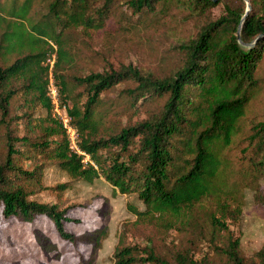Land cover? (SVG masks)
<instances>
[{"label":"trees","instance_id":"1","mask_svg":"<svg viewBox=\"0 0 264 264\" xmlns=\"http://www.w3.org/2000/svg\"><path fill=\"white\" fill-rule=\"evenodd\" d=\"M116 1H123L141 24L146 19L166 15L173 8H185L189 14L200 17L219 4H224V11L201 24L193 36L177 43L181 64L167 76H155L130 64L82 76L61 73L60 67L70 59L63 44L65 30L81 26L95 31L104 27ZM224 1L48 0L47 12L35 22L28 17L32 0H8L5 5L0 2V19L3 14L12 18L11 30L5 31L0 39L1 116L8 114L11 97L21 91L28 101L45 108L50 121L44 133L34 138L7 132L6 151L0 160L3 215H14L24 221L35 215L47 216L61 238L91 244L86 264H92L95 251L107 234L105 224L90 232H68L64 224L77 219L65 216L57 204L30 199L35 193L31 184L41 179L42 170L39 165L26 170L17 163L14 156L22 153L16 143L30 148L22 156L37 154L72 177L91 182L101 175L121 193L136 192L145 206L143 211H136L138 217L178 218L204 197L219 192L232 165L228 148L239 131L246 106L259 87L258 68L264 58V0H250L251 9L247 12L243 0H235L238 4L233 6ZM11 53L19 56L2 65V60ZM125 80L135 84L126 88L127 95L135 100L163 97L164 101L147 118L107 136H98L102 124L97 112L101 95ZM50 82L62 114L55 109ZM77 88L86 91L81 106L76 99ZM62 115L75 132L73 143ZM245 142L238 155L241 166L237 173L242 176L239 181L247 180L252 188L255 185V201L264 204V190L259 189L264 176V120L252 125ZM103 150L107 153L102 154ZM86 155L89 159L84 162ZM217 206L221 214L212 216L211 223L226 229L225 214L238 216L240 206L230 208L224 202H218ZM108 212L105 200L98 215L103 219ZM35 234L45 251L54 246L41 231L36 230ZM231 244L224 264H264V249L256 253L257 261L248 263L238 252V239ZM112 264L213 263L194 260L186 253L176 254L171 261L151 247L121 245L113 253Z\"/></svg>","mask_w":264,"mask_h":264},{"label":"rangeland","instance_id":"2","mask_svg":"<svg viewBox=\"0 0 264 264\" xmlns=\"http://www.w3.org/2000/svg\"><path fill=\"white\" fill-rule=\"evenodd\" d=\"M7 1L0 0L3 5ZM224 2L232 6L238 4L235 0ZM243 2L245 11H249L250 0ZM47 3L48 0H32L29 19L34 22L39 20L47 12ZM223 11L224 4H219L200 17L189 14L185 8H173L166 15L146 19L141 24L123 1H116L104 27L95 31L81 26L65 30L63 44L69 51L70 59L59 70L69 77L82 76L130 64L155 76H167L181 64L177 43L193 36L201 24ZM2 17L0 39L5 31L11 30L9 21H12L5 14ZM18 56V53L7 55L2 65L10 64ZM258 77L259 87L246 106L239 131L228 148L232 165L228 176L220 184V191L204 197L191 210H185L182 216L165 219L156 215L138 217L136 211H143L145 206L136 192L121 193L101 175L91 182L72 177L37 154L22 156L28 154L25 150L30 148L16 143L15 147L22 153L14 156L17 163L26 170H32L36 165L42 170L41 179L31 184L35 193L29 198L57 204L59 209L64 210L65 216L77 219L64 224L68 232L80 234L90 232L101 224L106 225L107 234L95 251L92 264H112L113 253L121 245L151 247L156 254L171 261L176 254L186 253L197 261L224 264L228 260L227 251L232 248L231 241L235 239L239 242L240 256L248 263L257 261L256 253L264 249V204L255 201V185L252 188L247 180L239 181L242 176L237 169L241 166L238 155L246 145L247 134L255 122L264 120V58L259 64ZM134 85L125 80L101 95L97 112L102 124L98 136H107L121 127L145 119L161 107L163 97L135 100L127 95L126 88ZM52 87L50 82L49 89ZM75 93L81 106L86 99V91L77 88ZM48 123L50 121L42 105L28 101L21 91L14 94L9 102L8 114L2 118L0 112V160L5 155L8 131L19 137L26 135L34 138L44 133ZM101 153L106 154L107 151ZM88 159L86 155L84 162ZM259 185V189L264 190V176ZM105 200H108L109 212L102 219L98 208ZM218 202L227 203L230 208L240 206L238 216L225 214L226 229H219L211 223L212 216L219 217L221 214ZM36 230L54 243L48 251L38 243ZM91 252V244L61 238L47 216L35 215L32 220L24 221L14 215L4 216L0 206V264H86Z\"/></svg>","mask_w":264,"mask_h":264},{"label":"built area","instance_id":"3","mask_svg":"<svg viewBox=\"0 0 264 264\" xmlns=\"http://www.w3.org/2000/svg\"><path fill=\"white\" fill-rule=\"evenodd\" d=\"M50 91H51V93H52L51 96H52V98H53V102H54V104L56 105L55 109H56V111H57L59 114H61V112H60V111L58 110V108H57L56 90H55L54 87H52ZM62 120H63V124H64V126L67 127L68 134H69L70 139H71V141H72V143H73V142H74V137H75V132H74L73 129H71L70 127L67 126V121H68V118H67V117H65L64 115H62Z\"/></svg>","mask_w":264,"mask_h":264},{"label":"water","instance_id":"4","mask_svg":"<svg viewBox=\"0 0 264 264\" xmlns=\"http://www.w3.org/2000/svg\"><path fill=\"white\" fill-rule=\"evenodd\" d=\"M244 17V16H243ZM237 38L240 40V27L238 29Z\"/></svg>","mask_w":264,"mask_h":264}]
</instances>
